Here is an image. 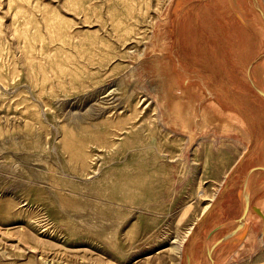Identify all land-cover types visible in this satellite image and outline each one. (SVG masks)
<instances>
[{
    "label": "rangeland",
    "instance_id": "374dc122",
    "mask_svg": "<svg viewBox=\"0 0 264 264\" xmlns=\"http://www.w3.org/2000/svg\"><path fill=\"white\" fill-rule=\"evenodd\" d=\"M186 1L0 0V264L181 263L247 131L176 77ZM257 193L225 264H264Z\"/></svg>",
    "mask_w": 264,
    "mask_h": 264
},
{
    "label": "crops",
    "instance_id": "0c3cea01",
    "mask_svg": "<svg viewBox=\"0 0 264 264\" xmlns=\"http://www.w3.org/2000/svg\"><path fill=\"white\" fill-rule=\"evenodd\" d=\"M170 53L179 80L246 124L245 148L180 263L225 264L243 246L248 214L264 185V91L254 81L264 54L263 0L182 3Z\"/></svg>",
    "mask_w": 264,
    "mask_h": 264
},
{
    "label": "bare ground",
    "instance_id": "6f19581e",
    "mask_svg": "<svg viewBox=\"0 0 264 264\" xmlns=\"http://www.w3.org/2000/svg\"><path fill=\"white\" fill-rule=\"evenodd\" d=\"M262 30V29H261ZM255 83H256V86L258 87H260V80H259V77L258 76H255ZM252 214V213H251ZM251 214H248V218H247V220L250 218L251 219ZM258 219V218H257Z\"/></svg>",
    "mask_w": 264,
    "mask_h": 264
}]
</instances>
